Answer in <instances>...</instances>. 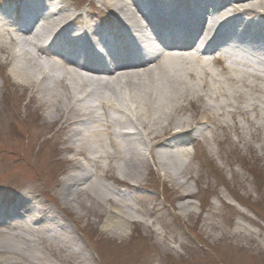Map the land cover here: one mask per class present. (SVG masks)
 <instances>
[{
  "label": "rangeland",
  "instance_id": "1",
  "mask_svg": "<svg viewBox=\"0 0 264 264\" xmlns=\"http://www.w3.org/2000/svg\"><path fill=\"white\" fill-rule=\"evenodd\" d=\"M45 1L50 8L59 1L68 15L80 11L78 26L82 28L125 18L118 9L119 0ZM127 1L129 13L140 16L135 0ZM159 1L166 4L167 13L171 0ZM34 2L42 4L43 0ZM105 8L112 15L104 13ZM0 18H4L0 21V205L5 200L19 203L28 198L66 226L56 228L59 238L53 239L46 232L49 225L35 221L36 210L7 217L0 223V241L11 246L9 251H22L28 245L50 264H264V69L223 58L204 65L202 60L185 56L197 63L190 67L194 74L184 73L185 80L199 85L193 95L186 96L184 109L177 114L179 120L190 122L180 145L169 149L183 153L171 158V163L160 164L158 140L143 136L149 145L143 150L144 176L134 183L122 175L123 158L87 161L77 155L80 147L66 149L77 113L67 122L61 117L52 123L48 116L53 109L43 103L40 92L13 83L12 51L18 49L17 42L24 44L34 34L15 32L14 18L2 7ZM123 22L127 26L128 21ZM48 34L42 35L41 44ZM24 48L31 50L24 54L26 59L34 57L44 66L52 62L47 49L37 53L32 45L24 44ZM65 66L59 64L55 74L62 76ZM239 70L246 74L240 76ZM99 98H107V92L101 91ZM116 100L124 105L128 94L124 91ZM88 102L102 111L98 100L80 103L79 108L85 109ZM110 113L119 115L115 109ZM106 123L89 129L103 130ZM124 130L133 131L131 127ZM128 138L141 144V136ZM102 140L103 150L113 152L108 137ZM79 165L89 168L98 194L89 187L91 180L68 187L69 178L80 173ZM113 186L123 191L120 197L137 217L125 233L104 227L118 203ZM61 191L70 194L68 203L63 202ZM187 201L193 205L180 209ZM0 264L41 263L10 256L0 258Z\"/></svg>",
  "mask_w": 264,
  "mask_h": 264
},
{
  "label": "bare ground",
  "instance_id": "2",
  "mask_svg": "<svg viewBox=\"0 0 264 264\" xmlns=\"http://www.w3.org/2000/svg\"><path fill=\"white\" fill-rule=\"evenodd\" d=\"M133 5L136 8L135 3ZM204 5L205 9L201 12V20L197 23L198 31L209 29V27L211 29L215 24L219 25L213 32L216 33L219 28L221 29L219 36L216 38L214 36L210 38V33H207L200 41V44L207 40L212 43L224 41V34L227 33L226 29L228 28L229 20H222L216 16L212 17L215 14L212 1L208 0ZM246 5L249 6L245 10H258V14L264 17V0ZM117 6L119 11L125 14V18L122 21H128L126 22L127 30L129 32H137L135 35L131 34V39H140L142 43L138 45V48H134L136 50L132 57L134 63L130 66L131 68L117 63L120 60L125 61V59H115L113 51L108 52V54H97L94 57L92 69L87 68L84 64L85 56L81 55L82 53H79L77 57L70 56L68 58V64H75L83 69L91 70L95 74L99 73V75H103L95 77L84 75L73 69H68L62 76H58L55 72L60 68L59 62L52 61L44 66L41 62L35 61L34 57H31V61L26 59L24 54L31 53V50L23 49L24 44L34 46L37 53H45L46 49L41 44L42 35L56 33L62 29L63 24L61 19L66 20L67 15L64 9L60 8L57 11L47 13L39 29L40 32L35 34L32 39H25L24 44L17 42L19 44L18 49L14 52L12 51L11 54L15 62L13 65L14 73L10 79L13 80V83L24 86L25 89H31V91H35L36 93L40 92L43 103L53 109L48 116L50 122L55 123L61 117L65 118L64 121L67 122L73 114L77 113L73 122V128L66 139L70 144L66 147L67 150H71L72 145L80 147L81 149L77 155L87 161H98L102 158L112 160L123 158L126 168L123 170L122 175L124 178H133L134 183H139L144 176L141 171L145 163V153L143 150L148 149L147 146L149 147L147 141L143 140V136H147L150 141L158 140L156 145L160 146L161 150L157 152V159L160 164L165 163V161L171 163V158H178L183 153L179 149L170 150L169 148H175V145L179 146L180 144L178 143L182 135L187 133V124L190 121L179 120L177 114L184 109L183 100L186 99V96L193 95L199 85L197 83L189 84L184 76L186 73L194 74L190 67H193L197 63H191L184 55L170 53L169 51L176 50V47H172V45H175L174 38L171 39L170 44H166V38L164 40V36L158 33V29L155 28L151 17L148 16L147 18L146 14L142 13L148 20L146 27L152 30L158 44L143 32L146 29L144 23L129 13L127 0H119ZM163 11L162 8L158 9V13L160 14ZM254 28L258 32L262 31L264 23L255 22L244 25L242 26V30H238L237 33L239 34L240 32V35H242V33L253 31ZM174 29L179 28L175 27ZM167 30L169 36L171 32L169 29ZM26 31L28 29L24 32ZM91 33L92 35L97 34V29H92ZM251 34L252 40L258 37L254 31ZM17 40L18 36L15 38V41ZM235 42V45H240V47L233 45L229 47L228 51L229 57L233 62L253 64L258 67L264 66V59L257 53V50L255 51L253 42L250 41L249 44L237 40ZM126 61L130 62L129 59ZM80 62H83L81 64L84 66H80L78 64ZM203 64L207 65L208 62L204 60ZM34 66L39 69V71L37 70L38 72L34 71ZM239 74L242 76L246 73L239 70ZM100 90L107 92V98H99ZM124 91L128 94V100L124 103L123 101L121 102L124 105H119L116 98ZM200 92L203 91H199L198 95ZM211 99L215 100L213 94L211 95ZM92 100L99 101L98 106L102 110L101 112L98 111L99 108L97 109L96 106L89 105V102L85 109L79 108L80 103ZM112 109L117 111L118 117L111 115L110 110ZM104 120L107 123L104 125L103 130L98 128L89 129L91 125H97ZM118 127L121 129L131 127L133 132L127 130L118 131ZM86 129L88 130L87 132H85ZM134 135L137 137L141 136L140 145L134 144L128 138ZM166 135H169V137L166 138ZM103 136L108 137L107 143L114 148L113 152L103 150ZM78 169L80 173L68 180L69 188L80 181L90 182L92 179L91 172L85 165H79ZM90 183L89 187L91 189L93 187L94 192L98 194V189H96L92 180ZM178 183L181 184L182 182L179 181ZM117 193L118 195H122L123 191ZM61 194L63 202L68 203L70 194H65L64 192ZM109 196H112V194H109L107 199ZM71 197L73 200L72 195ZM107 199H104V201H107ZM29 200L28 198H22L19 204L33 209L34 206ZM116 200L118 201L117 206L112 207L113 209L110 210L104 227L112 231L125 233L133 222V219H137V217L129 210V204L123 198L120 197ZM192 205V202L187 201L180 205V209H187ZM38 211L41 215L38 218L41 217L42 221L46 220V223L49 225H55V230L51 227L47 229L50 237L53 239L59 238L56 228L60 227L62 229L66 226L56 223L55 215L51 213L46 215L37 209ZM24 246V249H21L22 251L12 250L11 252L9 251V248L11 250V246L0 241V258L11 256L24 262L32 263V261H36L41 264H50L40 253H35L33 247Z\"/></svg>",
  "mask_w": 264,
  "mask_h": 264
}]
</instances>
